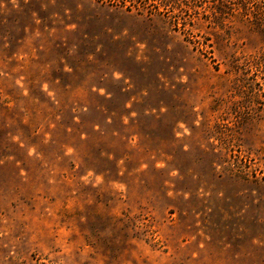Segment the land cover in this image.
I'll list each match as a JSON object with an SVG mask.
<instances>
[{
  "label": "rangeland",
  "instance_id": "rangeland-1",
  "mask_svg": "<svg viewBox=\"0 0 264 264\" xmlns=\"http://www.w3.org/2000/svg\"><path fill=\"white\" fill-rule=\"evenodd\" d=\"M0 264H264V0H0Z\"/></svg>",
  "mask_w": 264,
  "mask_h": 264
}]
</instances>
